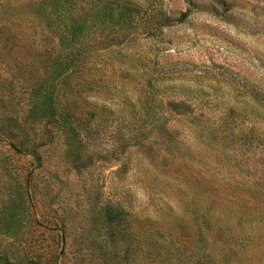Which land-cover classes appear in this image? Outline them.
<instances>
[{
	"label": "rangeland",
	"instance_id": "rangeland-1",
	"mask_svg": "<svg viewBox=\"0 0 264 264\" xmlns=\"http://www.w3.org/2000/svg\"><path fill=\"white\" fill-rule=\"evenodd\" d=\"M33 1L0 0V264H264V0ZM65 25L94 80L50 133Z\"/></svg>",
	"mask_w": 264,
	"mask_h": 264
},
{
	"label": "trees",
	"instance_id": "trees-1",
	"mask_svg": "<svg viewBox=\"0 0 264 264\" xmlns=\"http://www.w3.org/2000/svg\"><path fill=\"white\" fill-rule=\"evenodd\" d=\"M33 1V3H35ZM184 14H181L178 20L183 19ZM163 24L167 25L171 20L169 16L162 15L161 16ZM66 25L62 28L57 29L56 33H60L58 43L59 48L55 54H53L52 51H54V47L51 48V51L46 48L43 49L42 46H40L39 43L36 45H32V50H34L33 55V67L35 66L36 69L38 68L39 64H42V67L36 71L37 76L33 78L32 80V89L31 96L34 98V118L41 120L42 117H45L47 114L49 115V118L45 121L44 128L48 132H52V130L47 129L49 127L48 125H51V127H57L59 128L61 123H63L62 120L57 119L56 112H58V108L61 107L60 103L56 100V87L58 83H61L62 81H65L70 85L72 89L82 85L90 78L89 76H86L84 73L85 67H87V64L82 63L83 62V43L81 41H78L76 37V31L70 32L71 37L66 39L65 37H62V35H65ZM55 32V31H54ZM23 32H20V38L24 39L25 36L23 35ZM11 40L13 41H19V38H16V34L10 33L7 34ZM23 36V37H22ZM63 39H66L64 41ZM24 46V44H23ZM56 46V45H54ZM26 46H24L25 48ZM53 56L52 62L50 61ZM44 57V60H41V58ZM43 95V102L46 100L44 104H41V106H38V98L40 97V94ZM42 102V103H43ZM76 100L72 99L70 103H68L67 107H72V104L75 103ZM40 107V108H39ZM39 108V110H38ZM75 115V114H74ZM77 116V115H76ZM74 116V117H76ZM57 117V118H56ZM62 131V129L60 130ZM79 136V135H78ZM33 155L39 157V154L36 150H33ZM109 212L111 213V217L116 218L122 216L126 211L123 206H113L109 208ZM109 213V214H110ZM5 264H12L9 259L5 258Z\"/></svg>",
	"mask_w": 264,
	"mask_h": 264
}]
</instances>
